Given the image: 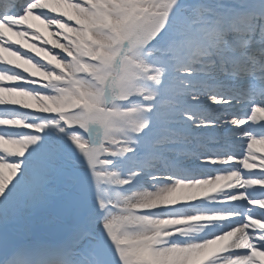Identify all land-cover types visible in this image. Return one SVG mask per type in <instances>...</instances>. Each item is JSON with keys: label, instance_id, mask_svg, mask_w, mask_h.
<instances>
[{"label": "snow or ice", "instance_id": "6c2138e0", "mask_svg": "<svg viewBox=\"0 0 264 264\" xmlns=\"http://www.w3.org/2000/svg\"><path fill=\"white\" fill-rule=\"evenodd\" d=\"M0 264H264V0H0Z\"/></svg>", "mask_w": 264, "mask_h": 264}, {"label": "rangeland", "instance_id": "374dc122", "mask_svg": "<svg viewBox=\"0 0 264 264\" xmlns=\"http://www.w3.org/2000/svg\"><path fill=\"white\" fill-rule=\"evenodd\" d=\"M42 27V26H41ZM42 31H43V28H42ZM45 36H47V32H45Z\"/></svg>", "mask_w": 264, "mask_h": 264}]
</instances>
